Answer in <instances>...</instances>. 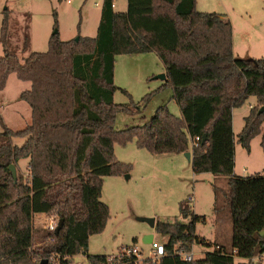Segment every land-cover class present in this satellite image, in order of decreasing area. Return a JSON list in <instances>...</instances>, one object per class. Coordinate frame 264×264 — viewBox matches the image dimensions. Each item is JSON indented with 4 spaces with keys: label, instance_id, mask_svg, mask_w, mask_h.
Returning a JSON list of instances; mask_svg holds the SVG:
<instances>
[{
    "label": "trees",
    "instance_id": "obj_1",
    "mask_svg": "<svg viewBox=\"0 0 264 264\" xmlns=\"http://www.w3.org/2000/svg\"><path fill=\"white\" fill-rule=\"evenodd\" d=\"M113 4L103 0L95 37L64 41L55 32L47 51L32 52L23 60L7 48L6 13L0 32L5 47L0 91L12 73L30 81L31 88L20 99L31 107L32 121L24 129L5 127L0 133V264H39V257L52 253L69 255L72 262L84 253L90 264H140L135 256L108 262V255L88 253L90 237L101 233L110 218V208L101 200L104 177L128 171L116 159L114 145L133 138L139 148L154 154L190 152L196 173L227 176L233 223L232 251L215 243L218 247L204 258L184 260L176 250L190 252L194 243L212 246L195 234L200 217L190 206V196L180 203V214L191 221L158 220L155 229L168 237L166 254L141 264L251 260L264 252V173L235 174L233 111L255 97L238 142L249 152L251 141L261 136L264 152V112L259 113L264 106V58L237 57L231 21L217 12L199 11L197 0H128L126 12L115 11ZM148 52L163 61L165 85L172 88L182 115L173 114L165 103L145 123L117 129V112L133 115L143 108L133 100L114 101L119 89L116 57ZM14 137L25 142L13 144ZM196 137L200 140L193 146ZM23 159H29L28 178L15 180L10 166ZM42 213L64 219L59 234L35 230L33 218ZM35 241L42 245L33 249Z\"/></svg>",
    "mask_w": 264,
    "mask_h": 264
},
{
    "label": "rangeland",
    "instance_id": "obj_2",
    "mask_svg": "<svg viewBox=\"0 0 264 264\" xmlns=\"http://www.w3.org/2000/svg\"><path fill=\"white\" fill-rule=\"evenodd\" d=\"M101 2L0 0V32L8 12L10 29L7 48L23 60L32 52L47 51L49 40L56 31L64 41L76 39L79 35H94L101 20ZM196 7L202 12L220 13L231 21L237 57L264 58V0H197ZM118 9H122L121 2ZM25 41H28L26 50ZM4 54L5 47L0 43V56ZM163 70L165 65L155 52L116 57L115 84L119 89L115 91L114 101L129 104L133 100L143 108L142 112L133 115L117 112V129L145 123L165 103L173 114L182 115L180 106L172 99V88L165 85V80L157 78ZM30 88V81L20 80L15 73L10 75L6 88L0 91V133L5 127L21 130L31 123V107L20 99V94ZM147 95L148 101L145 102ZM255 100L251 97L242 107L235 109V171L239 176L264 173L260 136L253 142L251 153L238 142V134L245 124L244 117ZM12 142L22 145L25 139L14 137ZM114 154L117 160L128 166V171L104 177L101 200L108 204L110 218L101 233L90 237L89 254L112 255L124 246L135 245L140 248L144 261L152 253V245L143 242L144 235L152 233L156 241L164 243H167L168 237L139 218L154 217L156 221L169 222L178 219L189 223L191 219H183L180 214V203L190 196V206L200 217L195 223V234L212 242V246L192 244L190 252L194 253L193 259L204 258L207 252L218 247L215 246L218 242H223L232 251L230 236L233 223L226 197L229 191L227 176L196 173L185 153L154 154L139 148L135 138L124 145L116 142ZM15 167L17 178L25 181L29 171L25 159ZM33 223L36 231L44 230L46 219L36 214ZM41 245L35 241L32 247L36 249ZM180 246L181 243L177 244L176 249ZM74 260L75 264H90L84 253L77 254ZM241 264H264V255L255 261L244 260Z\"/></svg>",
    "mask_w": 264,
    "mask_h": 264
},
{
    "label": "built area",
    "instance_id": "obj_3",
    "mask_svg": "<svg viewBox=\"0 0 264 264\" xmlns=\"http://www.w3.org/2000/svg\"><path fill=\"white\" fill-rule=\"evenodd\" d=\"M70 1L71 0H68V2H70ZM113 6H114V4H113ZM199 140H200V137H196V139L193 140L192 145L197 146ZM39 215L44 216L46 219V223L44 225V230L55 232V230L58 226V223H59V218L57 216H50V215H47L45 213H42ZM151 245H152V253L150 255V258H152L153 260H159L161 257H163L166 254V246H165L164 242H159V241H156L155 239H153ZM176 252L179 253L184 260L190 261V260H193V258H194L193 252L187 253V252H184L181 250H176ZM263 255H264V252L253 257V258H251V260L255 261L256 259H259ZM108 256H109L108 262H112V261L114 262L115 260L120 261L124 257L135 256L136 257V263H139V262L143 261V258H144L142 253H141L140 248L135 246V245L124 246L118 251V253L108 255ZM72 258L73 257H71L69 255H62L60 253H52L51 255H49L47 257H39L38 263H40L43 259H47L46 264H75V261L72 262ZM117 264H122V263L118 262Z\"/></svg>",
    "mask_w": 264,
    "mask_h": 264
},
{
    "label": "water",
    "instance_id": "obj_4",
    "mask_svg": "<svg viewBox=\"0 0 264 264\" xmlns=\"http://www.w3.org/2000/svg\"><path fill=\"white\" fill-rule=\"evenodd\" d=\"M57 32V31H56ZM76 40H78V37H76ZM157 78H160V79H163V80H165L166 79V74L165 73H163V74H160ZM264 112V106H262L260 109H259V113H263ZM205 140H206V138L204 137V139H203V142H205ZM186 154V156L188 157V159L189 160H191V153L190 152H186L185 153ZM10 170L12 171V173H13V176H14V179L16 180L17 179V173H16V167H15V165L14 164H12L11 166H10ZM127 177H129V176H127ZM139 220H142V221H147L152 227H154L155 228V226H156V219L154 218V217H151V218H146V217H142V218H139ZM63 225H64V219H60L59 220V223H58V226H57V228H56V230H55V233L56 234H59L60 233V231H61V229H62V227H63ZM261 235L262 236H264V230L261 232ZM153 239H154V234H146V235H144V237H143V242L144 243H148V244H151L152 243V241H153ZM47 263V259H43L39 264H46Z\"/></svg>",
    "mask_w": 264,
    "mask_h": 264
},
{
    "label": "crops",
    "instance_id": "obj_5",
    "mask_svg": "<svg viewBox=\"0 0 264 264\" xmlns=\"http://www.w3.org/2000/svg\"><path fill=\"white\" fill-rule=\"evenodd\" d=\"M121 2V5H122V9H118V6H119V3ZM99 3H97V5H98ZM102 5H103V0H102V2H101V4H100V7H101V10H102ZM114 9H115V11H117V12H126L127 11V9H128V0H114ZM102 13V12H101ZM100 23V22H99ZM99 26V25H98ZM97 32H98V28H97ZM97 32L94 34V35H92V36H90V37H95L96 35H97ZM233 50H234V43H233ZM234 53H235V51H234ZM163 73H165V70H163ZM10 77V76H9ZM163 80V79H162ZM256 104V100H255V103H254V105ZM254 105H250V107H252V106H254ZM237 109V108H236ZM249 113V112H248ZM248 115V114H247ZM234 116H235V109H234V111H233V124H234ZM233 131H234V129H233ZM258 137V136H257ZM255 139H256V137L251 141V150H250V153H251V151H252V144H253V142H255ZM260 141H261V136H260ZM236 147V146H235ZM235 153H236V150H235ZM25 161L27 162V166H28V163H29V159H25ZM29 172V171H28ZM235 174H236V171H235ZM236 175H238V174H236ZM231 239H232V233H231ZM206 242L207 243H209V241L208 240H206ZM210 243H212V242H210ZM222 243V244H221ZM231 243V242H230ZM216 244H219V245H222V246H224V247H226L225 246V244L223 243V242H218V243H216ZM204 245H206V244H204ZM212 250H214V249H212ZM211 250V251H212ZM240 261H244V260H240Z\"/></svg>",
    "mask_w": 264,
    "mask_h": 264
}]
</instances>
